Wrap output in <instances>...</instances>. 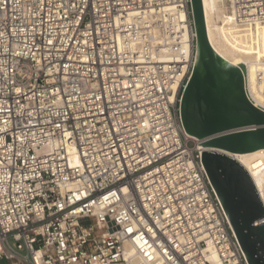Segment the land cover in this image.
Segmentation results:
<instances>
[{"label":"built area","instance_id":"obj_1","mask_svg":"<svg viewBox=\"0 0 264 264\" xmlns=\"http://www.w3.org/2000/svg\"><path fill=\"white\" fill-rule=\"evenodd\" d=\"M195 31L192 0H0V264H249L181 116Z\"/></svg>","mask_w":264,"mask_h":264},{"label":"water","instance_id":"obj_2","mask_svg":"<svg viewBox=\"0 0 264 264\" xmlns=\"http://www.w3.org/2000/svg\"><path fill=\"white\" fill-rule=\"evenodd\" d=\"M197 59L182 92L185 130L203 140L202 162L249 264H264V204L232 155L264 148V110L249 99L243 70L212 48L202 0H192Z\"/></svg>","mask_w":264,"mask_h":264},{"label":"bare ground","instance_id":"obj_3","mask_svg":"<svg viewBox=\"0 0 264 264\" xmlns=\"http://www.w3.org/2000/svg\"><path fill=\"white\" fill-rule=\"evenodd\" d=\"M202 2L208 39L212 48L231 64L240 68L241 63L248 66L250 87L258 103L259 101L264 103L255 81L256 71L259 68L264 69V26L248 27L239 23L235 17L232 0H202ZM188 50L190 52L191 48L186 47L184 53L187 54ZM202 150H206L203 145ZM232 156L248 171L264 204V148Z\"/></svg>","mask_w":264,"mask_h":264}]
</instances>
